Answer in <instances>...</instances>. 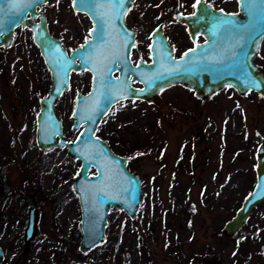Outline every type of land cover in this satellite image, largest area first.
I'll list each match as a JSON object with an SVG mask.
<instances>
[{
    "label": "rangeland",
    "instance_id": "1",
    "mask_svg": "<svg viewBox=\"0 0 264 264\" xmlns=\"http://www.w3.org/2000/svg\"><path fill=\"white\" fill-rule=\"evenodd\" d=\"M46 10L53 34L68 50L88 36L90 19L70 0H49ZM2 49L0 264H264V203L234 235L222 229L255 181L264 95L225 86L201 99L174 83L161 90V107L137 99L115 103L96 134L128 157L144 193L135 217L113 209L105 241L82 251L72 186L80 160L66 147L43 150L36 140L35 116L51 86L50 71L29 33L17 30ZM256 59L264 67V38ZM90 77L86 70L73 71L56 100L68 139L77 132L71 128L76 90L86 92ZM32 204L36 233L25 241Z\"/></svg>",
    "mask_w": 264,
    "mask_h": 264
},
{
    "label": "water",
    "instance_id": "2",
    "mask_svg": "<svg viewBox=\"0 0 264 264\" xmlns=\"http://www.w3.org/2000/svg\"><path fill=\"white\" fill-rule=\"evenodd\" d=\"M45 1L0 0V45H8L14 27L26 22V12L30 10L32 14L35 6ZM132 1L71 0L72 9L85 13L91 25L83 42L69 51L48 31L43 16L37 23L39 29L33 33L51 74V86L39 100L35 116L36 140L43 150L66 147L69 155L80 160L72 186L80 207L82 251L105 241L108 215L113 209H124L135 217L144 193L142 177L138 171L130 170L128 157L116 153L96 134L100 121L115 103L142 99L161 107L164 104L161 90L174 83L184 84L202 99L225 86H232L239 94L251 90L264 95V67L254 61L264 38V0H238L237 12L210 9L207 16L211 26L203 30L207 37L203 43L175 57L164 38H153L150 61L138 60L135 64L130 60L134 32L127 30L124 22V12ZM190 17L183 16V20L188 22ZM189 31L194 34L193 28L189 27ZM124 32L127 38L121 36ZM185 53L188 55L184 56ZM78 70L90 73V86L86 92L76 90L71 128L77 132L73 139H68L55 103L69 88L71 73ZM91 169L94 171L90 172ZM261 203H264V140L257 148L253 187L237 212L224 223L223 233L234 235ZM36 222L37 208L32 204L27 210L25 241L34 237Z\"/></svg>",
    "mask_w": 264,
    "mask_h": 264
},
{
    "label": "flooded vegetation",
    "instance_id": "3",
    "mask_svg": "<svg viewBox=\"0 0 264 264\" xmlns=\"http://www.w3.org/2000/svg\"><path fill=\"white\" fill-rule=\"evenodd\" d=\"M48 2L49 0H46L41 5H36L32 14L30 10L26 12V22H20L14 27L11 42L17 30L29 33L34 42V29H39L37 23L40 21L41 16H43L45 20L48 31L54 35L46 10ZM210 9H220L224 12H237L239 4L238 0H199V3L197 0H133L124 12L126 29L134 32V44L130 51L131 62L135 64L138 60L150 61L153 38H164L173 48L175 57L180 56L184 51L193 47L195 44L203 43L207 38L203 30L211 26L208 17L211 14V12L209 13ZM195 14L196 16H194ZM183 16L192 17L188 18V22H186L183 20ZM189 27H191V29L193 28V35L189 31ZM126 32L121 33V36L127 38L128 35ZM11 42L8 45H0V62L3 60L2 48L9 46ZM260 45L254 56L255 63L259 65L260 63L257 61L256 55L259 52ZM138 48L141 49L140 51H142V54L140 51L137 52ZM117 72L118 71H116L115 74ZM134 85L139 86L140 84L134 83ZM128 167L130 168V166ZM130 170L132 169L130 168Z\"/></svg>",
    "mask_w": 264,
    "mask_h": 264
},
{
    "label": "snow or ice",
    "instance_id": "4",
    "mask_svg": "<svg viewBox=\"0 0 264 264\" xmlns=\"http://www.w3.org/2000/svg\"><path fill=\"white\" fill-rule=\"evenodd\" d=\"M103 2L112 3L113 0H103ZM197 2L199 3V0H197ZM93 31H97V29H94ZM99 31L102 32V26H101V28L99 29ZM189 51H195V49H190ZM187 55H188V53H185V54H184V56H187Z\"/></svg>",
    "mask_w": 264,
    "mask_h": 264
},
{
    "label": "trees",
    "instance_id": "5",
    "mask_svg": "<svg viewBox=\"0 0 264 264\" xmlns=\"http://www.w3.org/2000/svg\"><path fill=\"white\" fill-rule=\"evenodd\" d=\"M1 172V170H0ZM4 198H3V193H2V187L0 186V202H3ZM264 229H261L260 231L262 232Z\"/></svg>",
    "mask_w": 264,
    "mask_h": 264
}]
</instances>
